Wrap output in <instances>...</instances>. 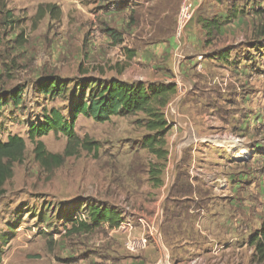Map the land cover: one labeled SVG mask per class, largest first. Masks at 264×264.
Returning <instances> with one entry per match:
<instances>
[{
	"label": "rangeland",
	"instance_id": "obj_1",
	"mask_svg": "<svg viewBox=\"0 0 264 264\" xmlns=\"http://www.w3.org/2000/svg\"><path fill=\"white\" fill-rule=\"evenodd\" d=\"M94 1L98 4L95 5ZM108 1L5 0V10L11 12V17L5 18L7 24L2 29L0 43V97L21 90L22 102L18 106L11 102L0 106V141H5L9 135H18L24 138L26 149L22 162L13 165V176L3 185L0 194V264H93V254H99L96 258L108 264L111 255L107 254L106 246L93 247V240H98V235L105 238L106 230L100 225L89 233H70L73 221L67 219L68 215L70 219L78 220L82 209L89 203L114 206L124 212L133 211L145 193L148 198L153 197L149 183L154 186L155 182L150 180L148 169L156 159L139 146L146 132L134 121L142 117L141 114L116 116L103 123L79 115L73 129L81 139L92 142L94 148L92 151L79 149L76 155L67 157L51 173L44 171L35 161L34 145L27 138L28 126L41 122L51 108L58 109L64 118H70V91L65 97H43L36 88L39 80L56 78L68 82L71 87L85 78H115L121 74L117 72V65L126 64L123 71L129 66L128 62L119 59L122 47L106 40L104 12ZM215 1L227 12L226 17L221 18L226 25L231 22L242 25L230 27L235 29L233 35L229 30L220 35L216 49L230 39L232 43L242 40L259 45L253 49L241 46L239 51L233 52L231 64L234 70L241 67L243 82L239 85L248 87L247 82L252 77L254 85L264 88V36L257 34L264 26V4L262 6L257 0ZM250 1L254 3L252 7ZM206 2L210 11L218 9L213 0ZM41 4H55L60 10L59 18L51 19L47 14L35 21ZM96 11L99 12L97 16ZM232 13L243 16L237 22L238 17ZM117 18L121 19L120 14ZM19 33L23 35L21 39L16 38ZM145 33L142 31L138 38ZM124 34L126 38L129 33L125 30ZM229 46L234 48L236 45ZM227 66L226 70L232 73L233 67ZM211 70L215 71L213 67ZM219 74L223 76L220 71ZM213 88L218 89V86L215 84ZM40 140L52 153H62L66 146L62 133L49 132ZM227 148L232 151L230 146ZM261 194L264 196V188ZM155 202L150 201L153 212L147 214L144 209L136 212L132 221L128 219L132 222V229L137 224L146 232L151 229L145 219L155 212ZM140 214L146 218H140ZM167 215L168 212L163 213V216ZM153 217L156 227L160 216ZM146 237L149 238V232ZM150 242L148 239V245ZM240 259L242 264L255 262L254 250L242 254ZM160 260L163 255L150 264H160ZM170 260L173 263L175 259ZM188 261L189 264L195 263L191 259Z\"/></svg>",
	"mask_w": 264,
	"mask_h": 264
},
{
	"label": "crops",
	"instance_id": "obj_2",
	"mask_svg": "<svg viewBox=\"0 0 264 264\" xmlns=\"http://www.w3.org/2000/svg\"><path fill=\"white\" fill-rule=\"evenodd\" d=\"M257 1L263 6V0ZM207 2L108 1L105 26L122 33V42L114 46L122 47L119 59L129 63L115 78L128 83L179 81L186 89L177 116L165 117L170 129L166 134L168 154L160 175L162 183H149L153 197L145 193L133 211L120 210L123 220L132 221L136 212H153L150 201L156 200V213L147 218L140 214L151 225V242L140 255H130L123 247L124 234L118 227L101 223L106 236L98 235L93 247L106 246L111 255L108 264H150L159 255H163L165 264H184L190 259L194 264H242L241 255L254 250L248 239L264 219V88L254 85L252 77L248 87L239 85L243 82L241 67L234 70L231 63L233 52L241 46L253 49L259 45L242 40L232 43L230 39L221 47H229V58L224 61L219 57V37L205 45L198 17L225 18L227 12L215 0L218 9L210 11ZM253 4L249 2L251 7ZM98 14L96 11L95 16ZM119 14L121 19L117 18ZM232 15L238 17L237 22L243 16ZM233 26L242 25L225 24L219 36L228 30L233 35ZM125 30L129 33L126 38ZM142 31L146 33L138 38ZM106 40L112 42L109 36ZM123 48L132 49L134 55L127 59ZM226 63L233 67H229L232 73L226 70ZM211 67L215 71H210ZM215 84L218 89L213 88ZM112 117L116 116L110 120ZM217 132L237 139L230 145L217 142L213 140ZM166 212L168 215L163 216ZM155 215L160 216L156 227ZM148 232L140 224L130 230L135 236H146ZM96 256L99 254H93V264H103Z\"/></svg>",
	"mask_w": 264,
	"mask_h": 264
},
{
	"label": "trees",
	"instance_id": "obj_3",
	"mask_svg": "<svg viewBox=\"0 0 264 264\" xmlns=\"http://www.w3.org/2000/svg\"><path fill=\"white\" fill-rule=\"evenodd\" d=\"M49 15L51 19L59 18L60 10L55 4H41L37 8L35 21ZM11 17V12L5 10V0H0V43L3 35L2 29L6 26L5 18ZM224 19V18H223ZM205 33V45L211 44L219 37L221 27L225 20L213 16L211 18L198 17ZM11 22V20H10ZM104 32L112 40L111 44L116 45L122 42V33L112 28L105 27ZM258 36H264V26L257 32ZM22 33L16 35L17 39L22 38ZM18 41V40H17ZM126 51L127 59L134 55L131 49L123 48ZM218 56L224 61L229 58L227 48L220 50ZM126 64L117 67L121 73ZM36 88L43 97L56 98L66 96L70 91V118L63 117L56 108H51L43 115L41 122L30 124L27 130V138L34 145L33 155L39 166L51 173L55 168L61 166L65 159L77 154L79 149L92 151L94 144L86 138L81 139L73 129L74 123L79 115L89 117L95 122L103 123L110 120L111 116L129 117L141 114L134 124L145 130L139 146L152 154L156 162L151 163L148 169L150 180L155 184H161L160 175L165 167L167 158L166 134L170 129V123L164 115V108L176 94V86L173 82H142L128 83L114 77L108 80L82 79L75 82L71 87L68 82L56 78H44L36 83ZM11 102L18 106L21 104V90L11 93L10 96L0 97V106ZM49 132L62 133L66 138V146L62 153H52L46 150L40 137ZM26 149L24 138L18 135H9L5 141H0V194L3 193V185L13 176V165L23 160ZM84 217V218H82ZM73 225L70 233H89L99 227L101 223H107L111 228L119 227L123 221L121 211L114 206L89 203L83 209L79 219H70ZM75 221V222H74ZM250 246L254 248L256 263L264 262V221L248 239Z\"/></svg>",
	"mask_w": 264,
	"mask_h": 264
},
{
	"label": "built area",
	"instance_id": "obj_4",
	"mask_svg": "<svg viewBox=\"0 0 264 264\" xmlns=\"http://www.w3.org/2000/svg\"><path fill=\"white\" fill-rule=\"evenodd\" d=\"M184 1L185 0H183V2ZM175 86L176 94L164 108V115L166 118L170 117L171 115L177 116V106L186 94L185 86L181 82H175ZM236 139L237 138L234 135H229L225 133H222L221 135L216 134L213 136V140H219L221 143H226L228 145L235 142ZM118 229L121 231V233L124 234L123 247L128 253L135 255L140 253L147 247L148 239L145 235L135 236L130 233V230L132 229V222L130 220H123L120 223ZM160 261L159 263H161Z\"/></svg>",
	"mask_w": 264,
	"mask_h": 264
},
{
	"label": "bare ground",
	"instance_id": "obj_5",
	"mask_svg": "<svg viewBox=\"0 0 264 264\" xmlns=\"http://www.w3.org/2000/svg\"><path fill=\"white\" fill-rule=\"evenodd\" d=\"M165 261H166V260H165V259H163V260H162V263H166ZM162 263H161V264H162Z\"/></svg>",
	"mask_w": 264,
	"mask_h": 264
}]
</instances>
